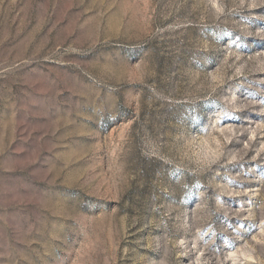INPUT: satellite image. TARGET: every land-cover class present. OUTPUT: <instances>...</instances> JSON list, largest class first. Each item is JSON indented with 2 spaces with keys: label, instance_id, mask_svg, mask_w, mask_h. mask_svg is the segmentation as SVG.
Masks as SVG:
<instances>
[{
  "label": "rangeland",
  "instance_id": "obj_1",
  "mask_svg": "<svg viewBox=\"0 0 264 264\" xmlns=\"http://www.w3.org/2000/svg\"><path fill=\"white\" fill-rule=\"evenodd\" d=\"M0 264H264V0H0Z\"/></svg>",
  "mask_w": 264,
  "mask_h": 264
}]
</instances>
